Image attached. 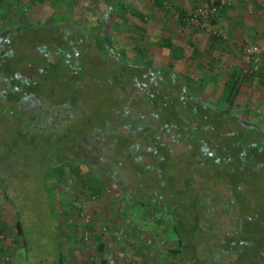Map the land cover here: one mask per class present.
<instances>
[{"label":"trees","instance_id":"1","mask_svg":"<svg viewBox=\"0 0 264 264\" xmlns=\"http://www.w3.org/2000/svg\"><path fill=\"white\" fill-rule=\"evenodd\" d=\"M53 1L56 3L57 0ZM164 1L156 0L155 4L162 7ZM201 1L216 6L218 13H222L226 7L222 5V0ZM32 3L35 4V0ZM179 13L180 22L185 26L183 20L189 14L183 11ZM108 15L109 12L102 22L90 24L91 32H88L89 24L71 22L55 25L37 23L13 30L11 36L17 39H27L34 31L53 34V43L41 49V55L46 60L41 71H49L58 64L49 63L46 57L52 49L58 48L59 57L65 60V66L58 65L64 73L60 72L62 79L59 81L62 84L58 85L54 93L43 92V88H38L33 80L19 78L20 67L12 65V60L20 55L19 50L9 52L8 47L1 48L0 45V78L4 85L0 102L5 100L10 105L6 109L13 119L9 126L14 135L11 148L17 150L19 143L24 144V141L40 136H48L49 139H60V136L61 139L67 136L73 138L74 146L68 149L71 157L68 154L57 161L56 174L52 178L47 174L44 182L50 184V181L58 180L61 184L66 171L68 177L73 175L75 165L88 167L92 176L77 182L76 190H79L81 197L77 196V205L74 207L78 218L81 220L83 204L93 203L97 199L102 179L114 184L123 214H132L133 220L147 221L136 215L138 210H145L158 224L168 220L171 225L170 237L177 242V248L169 254L173 264H264V218L259 223L262 235L254 240L250 232L241 229L236 222L233 223L235 230L222 233L219 228L216 233L217 223L213 221V215L219 213L212 211L214 205H218L214 200L219 199V196L211 186L220 183L227 188L231 202L235 201L233 205L230 203V210L237 211V220H245L244 224H247L249 216H254L249 210L252 203H248L247 212L243 211L242 205L247 204L241 197L248 190L246 178L264 171V129L246 125L248 121L241 115L228 110L233 103L230 98L237 93L240 82L251 79L245 74L233 77L221 105L206 103L195 96L192 92L195 80H181L172 73L173 65L163 71L152 70L154 78L158 76L162 79L160 83L140 86L138 76L151 70L127 64L114 56L111 40L103 32ZM136 16L143 19L141 15ZM217 16L211 20V26L216 24ZM41 26L45 30H40ZM140 29L142 32L146 30ZM76 38L81 40L78 54L72 50ZM217 39L214 36V40ZM92 41L98 45L100 60L107 67L104 71H108V85L116 82L121 90L128 86L140 90L131 92L132 99L126 104L125 98L108 96L103 104L101 118L94 122L79 107L86 97L83 91L89 73L86 61ZM150 45L173 48L168 39ZM66 51H73L78 63L75 67L71 66L72 61L69 60L72 56L66 59ZM139 53L143 55L140 49ZM108 67H117V76L112 75ZM207 77L205 75L199 81L202 88L208 81ZM119 79H125L124 84ZM41 85L44 87L45 84ZM18 123L21 124L16 126ZM76 124L85 129L75 133ZM170 133L173 145L178 143L186 147L183 153L176 155L170 150V142L162 140L163 134L170 136ZM257 134H260V139L254 141ZM6 165V161L0 158L1 185L8 172ZM65 186L70 188L69 184ZM0 194L1 199L10 204L9 194ZM0 227V234H4L3 227ZM16 232L20 237L25 233L21 222L16 225ZM236 252H239L238 255L231 261ZM225 259L229 262L224 263Z\"/></svg>","mask_w":264,"mask_h":264},{"label":"rangeland","instance_id":"2","mask_svg":"<svg viewBox=\"0 0 264 264\" xmlns=\"http://www.w3.org/2000/svg\"><path fill=\"white\" fill-rule=\"evenodd\" d=\"M155 1L57 0L56 3H53V0H43L42 2L35 0V4H33V0H2L0 2V38L3 40L0 41V45L1 48L8 47L9 52L14 49L15 51L19 50L20 55L12 60V65L20 67L19 78L25 77L30 81L33 80L35 84H38V88H43V92L46 90L48 93H54L61 83L59 81L60 72L64 73L58 65L65 64V60H61V56L59 57L58 48L52 49V52L46 56L49 63L57 62L58 64L51 67L49 71H41V66L46 65V60L41 55V49L47 48L53 43V34L48 35V32L34 31L30 37L25 35L27 39H23L24 37L17 39L14 35L11 36L13 30L17 27L36 25L37 23L55 25L71 22L77 25L89 24L88 32H91L90 26L102 22L106 13L109 12L110 15L105 21L103 32L106 38L111 40L114 56L127 64L143 66L151 70L143 74L139 72L140 76L137 73L134 74L135 77H140V86L160 83L162 79L158 76L154 78L152 70L163 71L173 65L172 73L181 80H195L192 89L195 96L206 103L221 105L227 94V86L233 82L231 80L236 76L235 74L232 76L233 67H235L232 61L237 62L241 72L248 70L244 59L249 62H253L255 57L262 59L264 48L245 44L241 51H231L224 29L213 25L207 32L195 29L188 24L185 26L183 23L181 24L179 12L183 10L186 14L193 13L197 7L205 4L201 0H165L162 7H157ZM224 3L229 9L246 3V1L224 0ZM222 13H218V16ZM136 14L141 15L143 19ZM140 28L146 30L142 32ZM41 29L45 30L42 26ZM214 32H222V35L217 37L219 38L217 41L214 40ZM164 39L173 43L172 49L150 45L152 42ZM80 41L76 38L75 45L72 47L76 54L80 53ZM93 41L97 43L96 40ZM93 41L90 42L88 61H86L89 65V73L85 80L86 89L83 90L86 97L83 98V103L79 106L82 113L87 114L92 122L99 121L101 118L103 104L107 101L108 96L116 97L117 95L120 99L125 98L126 104L132 99L131 92L140 91L139 88L134 90L130 86L121 90L116 82L113 85L110 83L112 86L108 85V71H104L107 70V67L100 60L101 51L98 48V43L95 44ZM139 49L143 51V55L139 53ZM253 49L259 54H247L246 51ZM73 51H66L65 54L67 55L66 59L72 56L69 60L72 61L71 66L75 67L78 63L73 57ZM98 68L99 70H97ZM35 69L37 70L35 71ZM117 70L118 68L114 67L109 69V72L117 76ZM255 72L253 75H248L251 81L245 82L243 79L240 82L237 93L230 98L233 103L228 110L241 115L248 121L246 125L264 129V70ZM205 75L209 77H207L206 85L202 88L199 81L204 79ZM113 78L111 79L113 80ZM124 80L119 79L118 81L124 84ZM40 84L45 85L42 87ZM2 94H4V85L0 78V97ZM7 105L5 100L0 102V158L8 164L6 165L8 172L6 177H3L4 182L2 185L0 184V193L7 192L11 202L10 204L6 203L7 201L4 202L5 199L2 200L0 194V220H16L15 215L19 217V221L25 229L22 241L25 243L26 264H58L59 242L54 234L56 230L54 220L57 218L58 220H80L74 207L77 205V196L80 195L79 190H76L77 182L91 177L92 171L86 166L75 165L71 177L67 176L66 171L63 183L60 184L58 180H52L50 184L45 183V177L49 175L52 178L56 174L57 161L59 162L62 157L69 156L68 149L70 150L74 146L73 138L68 137L67 134V137L62 139L61 136L60 139L40 136L24 141V144L19 143L17 150L16 148L12 149L14 135L9 126L13 119L9 110L6 109ZM19 124L21 123L16 126ZM75 128L77 134L85 129L79 124H76ZM257 139H260V134L253 138L254 141ZM162 140L170 142V150L176 155L186 150L183 144H172V133L170 136L163 134ZM74 157L76 156L74 155ZM246 179L249 186L241 199L247 204L242 205L244 212L249 209L248 203H252L249 210L253 212L254 216H249V221H247L249 224H244L245 220L235 218L237 211L230 210V203L233 205L235 201L231 202L227 188L220 183L211 186L214 191L218 192L217 197L219 196V199L214 200L218 202V205H214L212 208V211H217L219 215H213V221L217 223L216 233L219 228L223 231L222 233L235 230L233 223L236 222L239 223L241 229L250 232L251 238L254 237L253 239L257 240L262 235L259 223L264 218V171ZM65 184H69L70 188L68 189ZM101 187L97 199L88 204L87 218L90 220V224L92 220H97L101 225L99 229L94 228L97 232L104 228L107 229V234L100 236L105 238L104 242L108 246L112 264H173L169 254L177 248V242L170 237L171 225L168 220L158 224L145 210H138L136 215L141 219L146 218L147 221L133 220L132 214H123L120 210L119 194L114 184L102 179ZM2 236L4 239L0 240V244L6 240V236L4 234ZM99 239L100 237L88 245L93 246L98 243ZM164 239L165 241L162 242L161 240ZM238 253H234L231 261L236 258ZM2 260L4 261V259ZM226 262L229 261L225 259L224 263Z\"/></svg>","mask_w":264,"mask_h":264},{"label":"crops","instance_id":"3","mask_svg":"<svg viewBox=\"0 0 264 264\" xmlns=\"http://www.w3.org/2000/svg\"><path fill=\"white\" fill-rule=\"evenodd\" d=\"M215 27L225 30L228 47L231 51H241L245 44L264 48V0L246 1V3L229 9L225 7L223 13L217 17ZM258 58H253V62L244 59L248 70L243 72L238 68L237 62L233 60L232 64L235 67H233L232 76L233 74L248 76L256 73L255 71L264 70V56L261 57L262 59ZM228 60H231L230 57ZM19 222L21 221L0 220L4 236H6V240L0 244V264H26L25 243L22 241L24 234L20 237L16 232V225ZM54 224L57 230L54 231V234L59 242L58 264H112L104 237L99 236L98 243L93 246L82 241L81 237L86 230L82 220H58L57 218L54 220ZM100 226L97 220H92L89 229H99ZM6 258L9 260L5 261ZM99 259L100 262H98Z\"/></svg>","mask_w":264,"mask_h":264},{"label":"built area","instance_id":"4","mask_svg":"<svg viewBox=\"0 0 264 264\" xmlns=\"http://www.w3.org/2000/svg\"><path fill=\"white\" fill-rule=\"evenodd\" d=\"M241 1V0H240ZM242 1H250V0H242ZM222 5H226L224 2H222ZM218 15V8L214 6L213 4H203L199 7H197L193 13L189 14L188 17L184 18V22L195 29L198 30H205L209 31V28L211 27V20L215 18ZM211 31V30H210ZM214 36L220 37L222 35V32H214ZM249 55H257L258 52L256 50H248L246 51ZM259 54V53H258ZM82 213L80 214V218L84 224L85 231L81 237L82 241L85 244H88L92 242L93 240L97 239L101 234H107V229L104 228L102 231L97 232L96 230H90V220L87 218V211H88V204H83L82 206ZM4 237L2 234H0V240H3ZM9 259L6 258L5 261H8Z\"/></svg>","mask_w":264,"mask_h":264}]
</instances>
